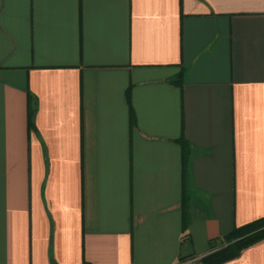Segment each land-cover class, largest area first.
Returning <instances> with one entry per match:
<instances>
[{"label": "crops", "instance_id": "1", "mask_svg": "<svg viewBox=\"0 0 264 264\" xmlns=\"http://www.w3.org/2000/svg\"><path fill=\"white\" fill-rule=\"evenodd\" d=\"M259 218L264 0H0V264H201Z\"/></svg>", "mask_w": 264, "mask_h": 264}, {"label": "trees", "instance_id": "2", "mask_svg": "<svg viewBox=\"0 0 264 264\" xmlns=\"http://www.w3.org/2000/svg\"><path fill=\"white\" fill-rule=\"evenodd\" d=\"M178 82H180V80H178ZM183 209H185L184 205ZM263 238L264 218H259L244 225L236 226L225 237L226 244L202 257L201 264H217L226 259L232 258L244 247Z\"/></svg>", "mask_w": 264, "mask_h": 264}, {"label": "built area", "instance_id": "3", "mask_svg": "<svg viewBox=\"0 0 264 264\" xmlns=\"http://www.w3.org/2000/svg\"><path fill=\"white\" fill-rule=\"evenodd\" d=\"M196 262H197V258H188V259L181 260L176 264H196Z\"/></svg>", "mask_w": 264, "mask_h": 264}]
</instances>
